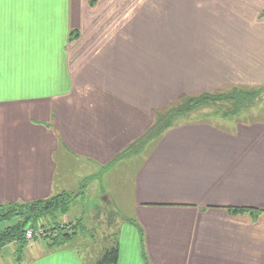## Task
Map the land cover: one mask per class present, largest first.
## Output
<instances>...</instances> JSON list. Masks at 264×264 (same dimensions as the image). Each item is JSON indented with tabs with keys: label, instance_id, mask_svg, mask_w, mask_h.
Here are the masks:
<instances>
[{
	"label": "crops",
	"instance_id": "obj_1",
	"mask_svg": "<svg viewBox=\"0 0 264 264\" xmlns=\"http://www.w3.org/2000/svg\"><path fill=\"white\" fill-rule=\"evenodd\" d=\"M231 88L264 92V0H0V206L65 192L69 158L123 159L116 264H264V103L178 111L143 141L181 98ZM24 246L43 264L112 248Z\"/></svg>",
	"mask_w": 264,
	"mask_h": 264
},
{
	"label": "rangeland",
	"instance_id": "obj_2",
	"mask_svg": "<svg viewBox=\"0 0 264 264\" xmlns=\"http://www.w3.org/2000/svg\"><path fill=\"white\" fill-rule=\"evenodd\" d=\"M228 92L230 91L228 90ZM261 92L262 89L258 91L259 95L252 102L254 105L264 103V92ZM215 104L221 106L236 105L232 101L226 104L218 101ZM261 106L263 107H261L260 111H257L258 115L255 116L264 121V105ZM131 165H133L132 162L126 165V161L120 159L114 165L97 167L91 163L78 162V160L69 158V176H73L70 177L71 184H69V188L66 189L65 193L77 195V197L69 205L65 216L55 215L54 217L42 219L43 221L40 222L41 228L48 233V229L55 227L57 224L60 226L68 224L74 227L73 222L76 219L81 220L82 226L88 231L83 232L82 226L76 225L75 232L77 234L59 247L79 250L82 257L84 256L88 261L95 260L97 254H101L108 246L112 247L114 245L115 239L117 240L115 236H119L123 225L131 226L127 217L130 215L132 206L129 209L128 207L133 204L126 199L128 197L127 188L131 183L129 180L132 174ZM126 171H129V174L125 173ZM76 182L78 183L76 184ZM108 196L111 199V203H105L104 201V197L108 198ZM112 204L113 206H111ZM72 230L74 231V229ZM68 231L70 230L68 229ZM113 232L115 233L114 237ZM46 243H50V241H46ZM48 248L52 249L54 247L49 246ZM40 250L38 246L28 248L24 244H20V250L15 257L18 258L19 262L12 261L11 263L43 264L42 259L44 257L35 256ZM8 256L4 252L1 254L0 259L9 264L10 257Z\"/></svg>",
	"mask_w": 264,
	"mask_h": 264
},
{
	"label": "trees",
	"instance_id": "obj_3",
	"mask_svg": "<svg viewBox=\"0 0 264 264\" xmlns=\"http://www.w3.org/2000/svg\"><path fill=\"white\" fill-rule=\"evenodd\" d=\"M229 91L230 92L227 90L224 92L202 93L196 97L181 98L176 106L164 113L163 119H158L156 121L155 126L149 131L143 141H149L162 130H165L170 125L169 121L172 113L186 111V109L188 110V108L198 105H214V103L218 101H221L223 104L232 101L236 104L233 106V110H237L240 107L252 104L259 95L256 90L251 92L231 88ZM139 146L141 145L137 144L131 146L127 151L119 154L117 160L123 157L126 152H130V150L132 151L133 148L135 149ZM76 197V195L63 192L47 200L37 201L31 204H9L0 206V248L12 241H15L19 245L24 244L27 228L29 229L30 227V229H33L39 221L48 217H54L55 215L65 216L69 205ZM247 210V208H236L232 211L242 213ZM76 228V226L71 227L69 225L70 231H68L64 226L57 224L55 227L51 228V230L47 231L48 233L44 237H48L52 241V245L57 247L71 240L73 235L77 234L75 232ZM72 229H74V231ZM81 229L84 231L83 227ZM117 259L118 248L115 244L114 247L104 251L97 264H116Z\"/></svg>",
	"mask_w": 264,
	"mask_h": 264
},
{
	"label": "built area",
	"instance_id": "obj_4",
	"mask_svg": "<svg viewBox=\"0 0 264 264\" xmlns=\"http://www.w3.org/2000/svg\"><path fill=\"white\" fill-rule=\"evenodd\" d=\"M47 233L41 227H37L35 229H28L25 233V238L27 240H32L36 237H44Z\"/></svg>",
	"mask_w": 264,
	"mask_h": 264
}]
</instances>
